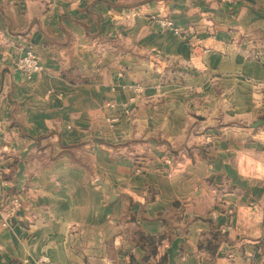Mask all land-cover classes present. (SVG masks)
Wrapping results in <instances>:
<instances>
[{
  "label": "crops",
  "instance_id": "obj_1",
  "mask_svg": "<svg viewBox=\"0 0 264 264\" xmlns=\"http://www.w3.org/2000/svg\"><path fill=\"white\" fill-rule=\"evenodd\" d=\"M259 120L264 0H0V264H264Z\"/></svg>",
  "mask_w": 264,
  "mask_h": 264
},
{
  "label": "built area",
  "instance_id": "obj_2",
  "mask_svg": "<svg viewBox=\"0 0 264 264\" xmlns=\"http://www.w3.org/2000/svg\"><path fill=\"white\" fill-rule=\"evenodd\" d=\"M157 25L160 28L171 31L175 35H179L180 30L174 25V23L170 20H162L157 21ZM16 68L20 71L28 75L29 77L38 73L41 70L39 62L33 53V48L31 44H26L25 49L23 51L22 56L17 60L15 64ZM19 207V203L17 199H12L11 208L16 210ZM5 225V224H3ZM39 263H46L48 261L47 257H40L37 260ZM36 261V262H37Z\"/></svg>",
  "mask_w": 264,
  "mask_h": 264
},
{
  "label": "water",
  "instance_id": "obj_3",
  "mask_svg": "<svg viewBox=\"0 0 264 264\" xmlns=\"http://www.w3.org/2000/svg\"><path fill=\"white\" fill-rule=\"evenodd\" d=\"M252 126L253 127L264 126V120H259ZM133 256H134V260H135L136 264H141L143 253L139 248H136L134 250Z\"/></svg>",
  "mask_w": 264,
  "mask_h": 264
},
{
  "label": "rangeland",
  "instance_id": "obj_4",
  "mask_svg": "<svg viewBox=\"0 0 264 264\" xmlns=\"http://www.w3.org/2000/svg\"><path fill=\"white\" fill-rule=\"evenodd\" d=\"M150 19L152 20V21H156V23H157V21H162V20H164V19H159V18H157V17H150ZM160 28V27H159ZM160 29H162L163 31H166V29H163V28H160ZM168 31V30H167ZM28 44V43H27ZM25 46H26V44L23 46V48H22V51H24V49H25ZM32 48H33V46H32ZM189 75H191V74H189ZM226 121V119L223 117V115L220 113V116H219V126L218 127H221L222 125H224V123H226L225 122ZM235 124H239V123H235ZM260 129H262V128H260ZM37 263H39L38 261H37ZM48 263V261L46 262V263H40V264H47Z\"/></svg>",
  "mask_w": 264,
  "mask_h": 264
},
{
  "label": "trees",
  "instance_id": "obj_5",
  "mask_svg": "<svg viewBox=\"0 0 264 264\" xmlns=\"http://www.w3.org/2000/svg\"><path fill=\"white\" fill-rule=\"evenodd\" d=\"M140 250H142L144 252V250L140 247ZM145 261V258L143 259V262ZM129 264H135L134 261L132 262V260L130 261Z\"/></svg>",
  "mask_w": 264,
  "mask_h": 264
}]
</instances>
